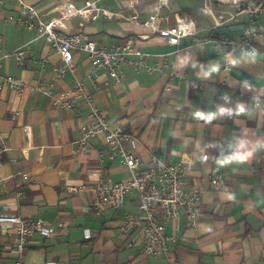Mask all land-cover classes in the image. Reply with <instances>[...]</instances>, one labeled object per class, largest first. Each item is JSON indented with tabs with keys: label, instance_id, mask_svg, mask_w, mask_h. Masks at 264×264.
Instances as JSON below:
<instances>
[{
	"label": "crops",
	"instance_id": "1",
	"mask_svg": "<svg viewBox=\"0 0 264 264\" xmlns=\"http://www.w3.org/2000/svg\"><path fill=\"white\" fill-rule=\"evenodd\" d=\"M25 1L36 5L46 20L57 14L50 0ZM71 1L78 6L85 3ZM97 1L112 16L101 14L95 21L72 18L68 32L84 31L105 44L131 36L143 51L167 56L173 67L137 72L128 65L116 81L105 68L93 67L86 52L76 51V67L61 76L53 68L64 65L63 57L45 36L4 22L6 16L19 12L18 0H6L0 8V47L12 51L30 44L24 64L10 59L0 67V75L19 77L27 84L22 92L9 86L0 90V214L43 218L54 227L50 236L36 234L29 239L24 260L32 264H264V104L259 109L253 105L254 96L264 99V11L258 20L256 55L224 54L211 42L243 35L248 3L260 4L259 0ZM135 13L138 19L132 18ZM153 14L161 19L162 28H173L184 19L195 33L174 43L143 25ZM226 59L232 63L230 71L220 68ZM78 80L112 127L122 125L135 134V144L127 147L143 166H154V156L167 163L191 158L188 187L204 190L198 222L189 227L180 218L167 225V233L178 237L167 254L148 256L138 251L142 222L128 220L138 213L136 190L120 208L94 210L91 185L102 174L123 181L131 172L118 158L110 157L102 134L86 150L78 144L90 112L85 101L78 109L54 103L53 96ZM39 84L50 88L53 96L38 90ZM205 154L209 155L206 161ZM214 172L226 175L225 185L211 184ZM16 238L14 225L0 223V264H15L11 245Z\"/></svg>",
	"mask_w": 264,
	"mask_h": 264
},
{
	"label": "built area",
	"instance_id": "2",
	"mask_svg": "<svg viewBox=\"0 0 264 264\" xmlns=\"http://www.w3.org/2000/svg\"><path fill=\"white\" fill-rule=\"evenodd\" d=\"M50 1L56 4L57 14L48 20L43 18L36 5L29 4L25 0H18L19 12L6 16L4 22L27 29H36L39 35L45 36L52 47L63 57L64 65L53 68L61 76L76 67V51L86 52L93 67L105 68L116 81L123 78L122 67L128 65L137 72L143 69L149 72H164L173 67L167 56H161L162 58L152 56L138 47L135 39L131 36L121 41L105 44L91 38L84 31L68 32L67 28L72 18L81 17L83 20L95 21L101 14L112 16L113 12L102 9L97 0H85L82 6L76 5L71 0ZM5 2L6 0H0V8L4 6ZM247 8L249 10L248 26L243 35L218 37L211 40L222 53L240 52L248 56L258 53L255 37L261 34L258 20L264 7L250 1ZM138 17L137 13L132 16L133 19H138ZM143 25L153 32L167 36L174 43H178L183 36L195 33V28L184 19H181L173 28H162L161 19L156 14L150 15L147 20H144ZM29 50V43L12 51L0 47V67L10 59L24 64L29 56ZM151 58L153 59L151 60ZM231 67L232 63L227 59L220 64V68L224 71H230ZM174 74L173 71L172 75ZM26 85L22 78L0 75V90L4 86H9L22 92ZM37 89L48 96H53L52 90L45 88L42 84H39ZM53 98L55 104L74 109H78V104L82 100L85 101L89 105L90 112L88 119L81 126L78 144L86 150L91 147L92 139L102 134L105 144L110 150V157L118 158L121 164L131 172L130 178L123 181H117L107 174H102L97 182L91 185L94 210L101 213L106 209L120 208L124 205L128 194L136 190L139 197L138 213L130 215L128 220L130 224L142 222V226L139 228L138 241L136 238L132 240V244H135V241L138 242L140 254L148 256L167 254L172 245L178 241L176 234L167 233V225L180 218H183L189 227H195L198 222V206L204 190L198 186L188 187V175L192 168L191 158L184 156L179 161L167 163L154 156V166H143L140 158L127 147V143L135 144V134L126 131L122 125L112 127L93 97L86 93L81 80H78L66 92L59 96H53ZM263 104L262 97H253L255 108L259 109ZM233 152L231 151L229 154ZM1 154L2 151H0V163ZM208 159L209 155L205 154L203 160ZM211 184L213 186L225 185L226 175L223 172H214ZM0 223H10L16 229L17 238L11 245L15 264H32L23 258L29 239L36 234L50 236L54 232V227L43 218L0 214ZM175 229L179 231L178 223L175 224ZM41 264L57 263L48 261Z\"/></svg>",
	"mask_w": 264,
	"mask_h": 264
},
{
	"label": "trees",
	"instance_id": "3",
	"mask_svg": "<svg viewBox=\"0 0 264 264\" xmlns=\"http://www.w3.org/2000/svg\"><path fill=\"white\" fill-rule=\"evenodd\" d=\"M259 3L264 5V0H259Z\"/></svg>",
	"mask_w": 264,
	"mask_h": 264
},
{
	"label": "snow or ice",
	"instance_id": "4",
	"mask_svg": "<svg viewBox=\"0 0 264 264\" xmlns=\"http://www.w3.org/2000/svg\"><path fill=\"white\" fill-rule=\"evenodd\" d=\"M241 111H243V109H241Z\"/></svg>",
	"mask_w": 264,
	"mask_h": 264
}]
</instances>
